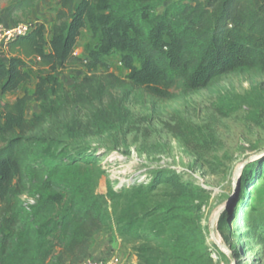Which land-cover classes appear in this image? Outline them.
<instances>
[{"label": "trees", "instance_id": "1", "mask_svg": "<svg viewBox=\"0 0 264 264\" xmlns=\"http://www.w3.org/2000/svg\"><path fill=\"white\" fill-rule=\"evenodd\" d=\"M36 1L8 9L28 17ZM56 6L50 40L43 24L29 23L27 34L6 46L15 57L0 64L1 94L30 80L26 60L45 71L32 95L1 107L0 264H80L111 225L138 232L135 221L122 219L125 186L97 194L100 156L73 142L76 133L95 135L118 117L114 90L136 87L167 100L170 91L192 93L230 73L264 68V0H58ZM81 31L94 39L87 74L70 90L58 89L59 71L83 63L73 55ZM115 52L128 84L102 61ZM240 100L223 106L224 114L243 106ZM29 102L39 104V113L26 118ZM141 189L132 201H148L151 186ZM23 196L34 201L27 209Z\"/></svg>", "mask_w": 264, "mask_h": 264}, {"label": "rangeland", "instance_id": "2", "mask_svg": "<svg viewBox=\"0 0 264 264\" xmlns=\"http://www.w3.org/2000/svg\"><path fill=\"white\" fill-rule=\"evenodd\" d=\"M18 1L0 0V8ZM57 1L37 0L32 8L47 41ZM14 13L17 23H30L29 16ZM93 44L91 34L81 31L75 52L83 63L59 71L58 89L70 90L86 76ZM102 61L109 74L128 84L129 71L117 52ZM35 80L1 94L0 112L3 104L32 95ZM170 94L160 100L136 87L114 90L119 114L113 123L95 135H74V143L100 156L95 192L106 195L125 186L122 219L138 228L128 234L116 223L108 227L107 258L118 264H264V68L230 73L192 93ZM240 99L243 106L224 114L223 106ZM38 113L39 104L29 102L26 118ZM150 186L147 202L132 201Z\"/></svg>", "mask_w": 264, "mask_h": 264}, {"label": "crops", "instance_id": "3", "mask_svg": "<svg viewBox=\"0 0 264 264\" xmlns=\"http://www.w3.org/2000/svg\"><path fill=\"white\" fill-rule=\"evenodd\" d=\"M13 3H15V2H13ZM11 5L12 4L10 3V4L6 5L4 9H3V6H1V8H0V23L4 24L6 26H12L14 24H17V22H19L18 17L17 16L15 17V13L14 14L10 13V11L8 9L9 6H11ZM20 14H21V12H20ZM21 16H22V14H21ZM29 20H30V23H41V22H39V17L37 16V13L34 12L33 9H31V15H29ZM11 57H15V55L11 54L8 47H5L0 52V64H7L8 60ZM25 63H26V66L28 68V72L30 74L31 79L36 78V77H34V78L32 77L33 75L31 74V72L36 73L39 70L44 71L42 68H39L35 65L34 59H28V60H26ZM35 82H36V80H35ZM16 90H14L10 93L15 92ZM10 93H5L2 95H7ZM0 95H1V93H0ZM94 240H95V244L91 248V258L92 259H99V258L107 257L108 256V252H107L108 250H106V248H107L106 245L108 244V242L110 240L109 235L100 233L95 237Z\"/></svg>", "mask_w": 264, "mask_h": 264}, {"label": "built area", "instance_id": "4", "mask_svg": "<svg viewBox=\"0 0 264 264\" xmlns=\"http://www.w3.org/2000/svg\"><path fill=\"white\" fill-rule=\"evenodd\" d=\"M30 27L26 23H17L12 26H6L0 23V52L13 40L24 36L29 31ZM74 56H76V52L74 51ZM24 201V206L27 209L29 205L34 203L33 200L27 199L25 196L22 197ZM80 264H118L117 258H99L92 259L88 258L81 262Z\"/></svg>", "mask_w": 264, "mask_h": 264}, {"label": "water", "instance_id": "5", "mask_svg": "<svg viewBox=\"0 0 264 264\" xmlns=\"http://www.w3.org/2000/svg\"><path fill=\"white\" fill-rule=\"evenodd\" d=\"M252 159H249L247 162L251 161Z\"/></svg>", "mask_w": 264, "mask_h": 264}]
</instances>
